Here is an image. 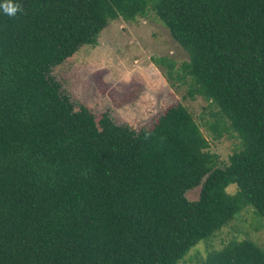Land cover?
Segmentation results:
<instances>
[{"label":"trees","instance_id":"1","mask_svg":"<svg viewBox=\"0 0 264 264\" xmlns=\"http://www.w3.org/2000/svg\"><path fill=\"white\" fill-rule=\"evenodd\" d=\"M12 3L14 16L0 7V264H178L242 208L264 220V0ZM149 13L187 54L152 63L239 139L225 163L182 104L135 130L73 104L50 75L108 22ZM195 264H264V251L235 240Z\"/></svg>","mask_w":264,"mask_h":264},{"label":"rangeland","instance_id":"2","mask_svg":"<svg viewBox=\"0 0 264 264\" xmlns=\"http://www.w3.org/2000/svg\"><path fill=\"white\" fill-rule=\"evenodd\" d=\"M160 56L170 58L176 66L187 60V54L170 38L166 28L149 13L130 22H108L95 45L80 47L52 67L50 75L73 104L84 105L95 115L106 112L116 124L135 130L147 127L165 106L182 104L207 140V150L225 163L228 155L240 148L236 134L208 101L189 98L180 81L166 80L164 68L151 61ZM234 187L230 184L225 191L232 193ZM197 193L198 187H194L184 195L193 200ZM235 240L251 241L264 251V220L250 206L235 213L212 236L189 248L178 264H195L208 252Z\"/></svg>","mask_w":264,"mask_h":264},{"label":"clouds","instance_id":"3","mask_svg":"<svg viewBox=\"0 0 264 264\" xmlns=\"http://www.w3.org/2000/svg\"><path fill=\"white\" fill-rule=\"evenodd\" d=\"M0 7L3 8L4 12L10 16H14L18 9L19 5L12 3V0H6V2L3 5H0Z\"/></svg>","mask_w":264,"mask_h":264}]
</instances>
